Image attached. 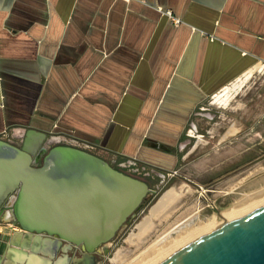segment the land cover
I'll list each match as a JSON object with an SVG mask.
<instances>
[{
    "label": "crops",
    "instance_id": "obj_1",
    "mask_svg": "<svg viewBox=\"0 0 264 264\" xmlns=\"http://www.w3.org/2000/svg\"><path fill=\"white\" fill-rule=\"evenodd\" d=\"M257 72L264 0H0V134L71 135L158 168L156 190L215 119L239 132L228 110L245 107ZM248 138L264 139V113Z\"/></svg>",
    "mask_w": 264,
    "mask_h": 264
},
{
    "label": "water",
    "instance_id": "obj_2",
    "mask_svg": "<svg viewBox=\"0 0 264 264\" xmlns=\"http://www.w3.org/2000/svg\"><path fill=\"white\" fill-rule=\"evenodd\" d=\"M16 131L18 145L0 136V210L6 207L16 222L0 230V264H78L71 263L65 247L57 256L55 245L39 237L42 232L83 246L81 260L88 261L95 247L131 224L143 201L156 192L145 179L116 169L71 135L33 127ZM155 264H264V202Z\"/></svg>",
    "mask_w": 264,
    "mask_h": 264
},
{
    "label": "rangeland",
    "instance_id": "obj_3",
    "mask_svg": "<svg viewBox=\"0 0 264 264\" xmlns=\"http://www.w3.org/2000/svg\"><path fill=\"white\" fill-rule=\"evenodd\" d=\"M263 79L264 74L257 72L250 81V90L242 97L249 98L244 101L245 107L233 112L228 110L239 121L235 125L239 132L228 136L236 128L225 113V119H215L208 125V129L213 128L210 134L204 133L201 139H193L191 144L196 142L197 146L187 155L183 166L146 199L131 224L119 232L111 249L98 264H117L113 258L118 252L119 263L125 264L151 248L153 257L145 264H155L186 242L224 222L220 212H229L230 219L264 202V139L248 138L254 117H262L264 113ZM240 83L234 84L233 88ZM224 93L229 100L228 87ZM227 101L223 100L224 103ZM260 126L263 125L256 128ZM171 187L179 197L154 214L152 207ZM145 219L147 223L150 221L146 225L149 228L140 231L139 225ZM179 232L183 234L178 239ZM167 241L169 245L165 246Z\"/></svg>",
    "mask_w": 264,
    "mask_h": 264
},
{
    "label": "flooded vegetation",
    "instance_id": "obj_4",
    "mask_svg": "<svg viewBox=\"0 0 264 264\" xmlns=\"http://www.w3.org/2000/svg\"><path fill=\"white\" fill-rule=\"evenodd\" d=\"M18 134H19L18 131L12 130L8 133L0 134V136L4 139L9 140L12 143L18 145L19 144V139L17 137ZM79 144L83 148L104 157L116 169L121 170V171L128 173V174L135 175L137 177H141L143 179L146 178L145 180L149 183L150 186H152V184H150L149 179H156L158 177H162V176H160V174L158 175L156 173H153L151 167H144V166L129 164L127 159L121 160L119 162L113 161L112 159H108L107 156L100 154V153H97L95 150H93L91 148L90 145L82 143L81 141H79ZM40 163H41V160H39L38 165ZM134 169H135V171H133ZM145 201L146 200L143 201V204ZM7 226L8 227H10V226L16 227V222H15L13 216L11 215V213L5 207V208H3V210H0V227H1L0 230L2 228L7 227ZM127 226H128V224H124L123 226H121L119 228V230L115 233V235L110 240L103 242V243L99 244L98 246H96L92 252V257L88 261L81 260V258L83 257V255L85 253V249L81 245H75L73 243L66 242L65 240H62L59 236H57L55 234H49L46 232L40 233L39 237L41 238V240L47 241V243L49 245H51V244L55 245V248L58 249L57 256L63 255L62 248L65 247L66 253L71 257V263L74 262V263H78V264H98V261L101 258H104L105 255L111 249V245L116 240V237L118 236L119 232L121 230L125 229ZM49 250H50V248L48 247V251Z\"/></svg>",
    "mask_w": 264,
    "mask_h": 264
},
{
    "label": "bare ground",
    "instance_id": "obj_5",
    "mask_svg": "<svg viewBox=\"0 0 264 264\" xmlns=\"http://www.w3.org/2000/svg\"><path fill=\"white\" fill-rule=\"evenodd\" d=\"M261 65V64H260ZM256 68L258 67V65H256L255 66ZM252 72V69L251 70H249V72L246 74V78H247V76H248V74H250ZM241 77V76H240ZM240 81H241V83H242V81H244V79L243 78H241L240 79ZM227 88V87H226ZM225 88V89H226ZM221 97V98H220ZM223 97V98H222ZM219 98L220 99H222V100H224V101H227L228 100V95L226 94V93H224V94H221V96L219 95ZM253 193V192H252ZM251 193V194H252ZM255 193V192H254ZM250 194V195H251ZM264 194V193H263ZM179 197V194L178 193H176L175 192V190H174V188L173 187H171V188H169V189H167V190H165L162 194H161V196L159 197V200L157 201V203H155V205L152 207V209H151V211L152 212H154V214L156 213L155 211H157V212H160V211H158V210H160V209H165V206H167V205H169L170 203H172L176 198H178ZM249 198V197H248ZM251 198H256L255 196H252ZM234 204H236V203H234ZM238 205V204H237ZM236 205V206H237ZM242 205V204H241ZM164 207V208H163ZM168 207V206H167ZM226 209V208H225ZM231 209V208H230ZM230 209H228V210H230ZM150 211V210H149ZM231 212V211H230ZM229 213V212H228ZM227 211L226 210H224V211H222V212H220V216L222 217V220H224V221H226V220H228L229 218H228V216H227ZM150 214V213H149ZM150 216H151V214H150ZM153 216V215H152ZM156 216V215H155ZM148 217H149V215H148ZM154 217V216H153ZM153 217H151V218H153ZM150 222V221H149ZM149 222L147 223V220L145 219V220H143V222L139 225V229H140V231H144L147 227H146V225L148 226L149 225ZM147 223V224H146ZM201 224V223H200ZM149 228V227H148ZM147 228V229H148ZM186 231V230H185ZM182 232V231H181ZM140 234V233H139ZM178 234V233H177ZM182 234L183 233H181L180 234V232H179V234H178V239H179V237L180 236H182ZM177 236V235H176ZM169 241H167V243L165 244V246L166 245H169V243H168ZM171 244V243H170ZM153 251L154 250H152V248H151V250H148L147 252H144L143 254H141L140 256H138V257H136L134 260H132V261H130V262H128V263H125V264H145V262H148L149 261V259L150 258H152L153 257ZM120 256H119V252L117 253V254H115V256H114V258H113V261H115L117 264H120L119 262L121 261L120 260V258H119Z\"/></svg>",
    "mask_w": 264,
    "mask_h": 264
},
{
    "label": "built area",
    "instance_id": "obj_6",
    "mask_svg": "<svg viewBox=\"0 0 264 264\" xmlns=\"http://www.w3.org/2000/svg\"><path fill=\"white\" fill-rule=\"evenodd\" d=\"M175 22H179L178 18H174ZM176 173V171H173L171 173H169L170 176H173Z\"/></svg>",
    "mask_w": 264,
    "mask_h": 264
}]
</instances>
